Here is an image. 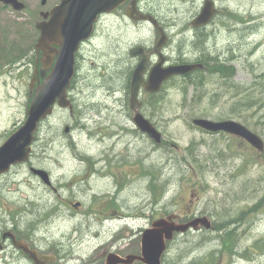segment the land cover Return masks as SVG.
Segmentation results:
<instances>
[{
  "label": "rangeland",
  "instance_id": "obj_1",
  "mask_svg": "<svg viewBox=\"0 0 264 264\" xmlns=\"http://www.w3.org/2000/svg\"><path fill=\"white\" fill-rule=\"evenodd\" d=\"M21 1L26 11L16 12L0 4V147L26 121L36 93L33 82L36 86L39 76L50 71L44 65L48 58L35 50V24L42 20L41 11L60 3L50 0L44 7L43 0ZM182 2L152 0L163 12L174 4L180 6L178 3L184 9ZM225 7L230 30L221 40L230 46V56L236 58L235 76L224 80L207 67L203 88H198L195 81L188 85L189 80L177 79L166 84L159 102L140 97L144 106L148 104L145 111L150 120L163 135L162 143L141 139L127 127V112L121 106L130 104L133 67L130 62L112 64L109 59L123 54L127 47H121V43L129 37L118 26L98 28L101 39L97 48H89L92 59L82 65L77 78L76 114L57 109L40 126L30 161L14 167L0 188V202H8L6 208L0 206V218L15 217L17 206L22 207L33 213L34 223L42 225L38 231L44 238L59 240L66 236L69 250L51 253L57 262L66 255L68 264L91 260L88 264L97 260L107 264L113 252L126 256L135 250L140 252L141 241L134 238L149 228L146 214L157 206L156 193L162 195L159 206L166 212L165 218L192 211L200 214L195 219L211 223L200 224V231L175 233L167 243L162 264H264V255L254 251L256 243L264 238V154L253 153L245 142L208 133L193 124L195 119L234 120L264 138V0H230L220 5V14ZM189 13L181 16L182 24ZM129 35L132 41L148 46L161 37L137 24L129 29ZM184 44L175 38L172 46L181 48ZM68 126L71 129L66 133ZM103 138L110 140L105 150L101 149ZM127 145L134 148L133 155ZM118 156L132 158L126 166L116 168ZM32 168L47 172L55 182L71 179L63 183L62 191L54 192L38 184ZM112 169L119 178L129 171L127 183L119 190L108 176H97ZM14 201H20V205ZM76 203L81 204V211L73 208ZM109 203L117 205L119 217L109 224L95 222L101 205ZM23 214L24 230L30 215L27 218ZM51 216L54 221L46 224ZM240 217L233 254L218 249V239L225 238L229 230L221 231L222 226ZM38 245L46 247L47 242L40 238Z\"/></svg>",
  "mask_w": 264,
  "mask_h": 264
},
{
  "label": "flooded vegetation",
  "instance_id": "obj_2",
  "mask_svg": "<svg viewBox=\"0 0 264 264\" xmlns=\"http://www.w3.org/2000/svg\"><path fill=\"white\" fill-rule=\"evenodd\" d=\"M49 1L50 0L47 1L46 5L42 4V6L46 7ZM229 1L230 0H221L219 3V0H183L182 3L184 9H182V4L178 3V5L180 6L174 4L170 8V10L163 12L162 9H160L158 6L153 5L152 0H126L111 13L100 15L94 23L90 37L80 43L79 51L76 53V73L69 90V98L72 101L73 110L69 108V110L67 109L63 111L76 114L74 94L77 90V78L81 75V67L88 60L92 59L88 56V53H90L89 48L91 46L97 48L98 41L101 39L102 36V34H100V29L104 30L109 26H118L121 31L125 30V36L129 37L128 40H125L121 43V47H127V49H123V54L120 56L114 55L109 60L112 61V64L121 63L126 65L128 62H130V68L133 67L131 70L132 77L140 63L145 60L146 70L143 73L145 83L148 82L149 75L153 67L158 65L160 62L163 63V68L184 64H199L202 65V67L200 68L201 70L202 68L208 66L214 73H216L215 75H218L220 78L229 81V78L223 77V73H225L226 71H234L235 76L234 67H236V65L234 62L236 61V58L230 56V46H225L224 42L221 40V37H224V32L230 30L226 27V23H228L229 17V11L226 10L227 7L224 8L223 14H220V5L227 4L229 3ZM208 2L212 3L215 7V13L213 14L211 21L206 25L195 26L194 22L196 18L201 14L204 6ZM58 4H56L55 6H57ZM55 6L49 7L45 11L40 12V15L42 16V20L40 22L44 20H50V15L46 18L45 14L51 12V10ZM236 9L239 13H241L240 6H236ZM185 11H190V13L187 22L182 24L180 22V19L181 16L185 13ZM38 23L35 24V31L37 34V39H35V42H37L35 50L37 52L40 51L38 50V45L41 38V31L38 28ZM135 24L140 25L142 27H146L147 29L154 31L156 34L159 33L161 37L158 42H154L155 44H152V46H148L146 43L143 42L132 41L131 35H129V29L133 28ZM222 24L223 31H220V27ZM98 28L100 29L98 30ZM174 32L176 33L175 35H173ZM162 38L164 39V43L160 46L159 43ZM175 38L179 39L182 44H185L181 46V48H173L172 44L174 43ZM54 47L57 48V46ZM135 53L137 54L135 55ZM233 55H236V53H233ZM55 61L56 55H54V64ZM47 75H40L39 80L43 81L47 77ZM184 77L185 76H176L166 81L165 83H163L161 90L156 93L149 92L146 89L145 84H142L139 91L138 104L133 106L130 100L129 105L121 106L124 111L127 112L126 123L128 124L127 127L132 132V134L138 133L141 139L151 140L148 135L137 129L134 123V118L137 113H141L145 118L150 120L149 116L145 111V108H148V104L144 106L143 102L140 100V97L142 95H145L150 100V98L153 96H160L164 91L167 83L177 79H184ZM129 84L131 96L132 78ZM124 92L126 93V89H124ZM152 123L156 126L155 122ZM225 135H227L229 138L245 142L247 146H249V148L254 151L253 153L260 155L264 154L255 149L252 145H250L246 140L241 137H237L231 134ZM102 141L103 142L101 149L103 148L105 150L106 142L110 140L108 138H103ZM126 148L130 152V155H133L131 153V149L134 148L129 147V145H127ZM117 150L118 148L116 146L115 154L117 153ZM103 155L105 156L106 153H103ZM131 158L132 157L130 156H118V162L115 167L118 168L119 166H126ZM142 159L143 157L139 159V164L142 163ZM124 172L125 176L123 178H119L118 175L113 171V169L106 175L97 173V176L105 177L104 179H106L108 176L112 180V183L115 184V187L119 190V188L122 187L123 184L127 183L126 177L129 171ZM9 174L0 176V188L1 186H4L5 178H7ZM33 178L44 189L51 190L54 192H59V190L62 191L64 189L63 183L68 182L71 179L70 177L68 181L55 182L50 177L52 184L45 185L42 179L39 178L36 174H33ZM58 182L60 185L59 189L57 187ZM77 186L84 187V184H79ZM161 196L162 195L158 196L156 193H154V205L156 204L157 206L153 209H150L146 214L147 220H145L149 223V228H151L153 224H155L159 220H162L166 216V212L159 206V199ZM4 202L5 201L3 200L0 202L1 208H6V206H8V202H6V204ZM14 203L16 206L20 205V201H14ZM191 203L193 204L194 201H191ZM80 205V203H76L73 205V208H75L76 211H81L82 209ZM17 207L18 215H16L15 217L9 216L0 218V264H68L69 261L65 260L66 255H61L60 259L62 261L59 262H57L58 259L56 257L51 255L53 251L57 255L60 251L65 252L69 250V243L65 242L66 236L62 237L59 240H56L52 236L44 238L45 236L39 233L38 231L39 227L42 225H38L31 220V216L33 213L26 212L27 210L23 209L22 207ZM23 213L27 215V218L30 215V222L26 223V228L24 230L22 229L24 215ZM119 214L120 213L117 205H113L112 203H109L107 205L102 204L101 209L95 214L94 220L99 224H109L113 219L118 218ZM174 215H176V219H174V221L177 220L178 223L185 224L197 218L200 214L193 213L191 211L190 213H186L185 215ZM191 217H193V219H190ZM50 218L51 220L48 221L46 224H49L50 222L54 221L52 219V216ZM238 225H240V223ZM145 230H142L137 233L134 239L142 241V234ZM200 230L201 228L198 231ZM40 238L47 242L46 247L38 245V241ZM118 244H120V241L118 242ZM112 254L118 255L120 258L125 259L128 256L140 257L142 256V251L140 250V252H138L137 250H135L128 253L127 256L125 255V253H122L120 251H117V253L113 252ZM164 255L162 256V260ZM91 261H89L88 263H90ZM98 263L100 264V261L97 260L91 264ZM132 264L145 263L139 260H135Z\"/></svg>",
  "mask_w": 264,
  "mask_h": 264
},
{
  "label": "water",
  "instance_id": "obj_3",
  "mask_svg": "<svg viewBox=\"0 0 264 264\" xmlns=\"http://www.w3.org/2000/svg\"><path fill=\"white\" fill-rule=\"evenodd\" d=\"M48 0H43L46 5ZM126 0H61L51 12L45 14L50 20L38 23L41 31V38L38 50L43 51V56L48 61L44 65L51 71L46 79L39 81L36 93L29 107L27 118L24 124L15 131L0 147V176L9 173L13 167L27 163L33 152V144L36 140V133L40 125L49 119L55 112L56 107L60 109H73L72 101L69 98V90L76 73V53L79 51L80 43L88 39L92 33L95 21L100 15L109 14ZM1 4L12 7L16 12H23L26 5L20 0H0ZM215 7L212 3H206L203 11L195 20V26L208 24ZM164 43L160 40L159 45ZM54 46H57L54 47ZM137 53H135L136 55ZM56 55L55 64L53 63ZM198 64L176 65L163 68V63L153 67L148 82H144L143 73L146 70L145 60L140 63L134 72L131 86V104H138L139 91L142 84H145L149 92L156 93L161 90L163 83L176 76H184L201 68ZM35 87L33 82L32 88ZM141 105V103H140ZM136 127L147 134L155 143H162L163 135L146 119L141 113H137L134 118ZM194 126L212 133H227L245 139L255 149L264 153V140L247 126L234 120L212 121L209 119H195ZM66 133L70 132V127H66ZM33 174L39 176L47 185L51 184L49 174L43 170L31 169ZM77 207V206H76ZM174 217L168 220H161L154 224L152 229H148L143 234L142 256H128L125 259L118 255L111 254L107 264H132L135 260L145 264H162L161 259L167 249V241L173 240L176 232L185 233L191 227L198 229L199 225L206 220H195L186 225H177L173 221ZM210 224L209 222H206Z\"/></svg>",
  "mask_w": 264,
  "mask_h": 264
},
{
  "label": "trees",
  "instance_id": "obj_4",
  "mask_svg": "<svg viewBox=\"0 0 264 264\" xmlns=\"http://www.w3.org/2000/svg\"><path fill=\"white\" fill-rule=\"evenodd\" d=\"M207 68V66H206ZM206 71V70H205ZM205 71H197L195 73L189 74L186 76L185 80H189L188 82H186L188 85H193L192 83H194L193 81H195V85L198 86V88L200 87H204V83L202 82V76L204 74ZM223 77L225 78H233L234 77V71H226L225 73H223ZM151 101H158L159 102V96H153L150 98ZM249 160V159H246ZM253 163H257L255 161H252ZM251 162V164H252ZM249 166V165H248ZM152 183V182H151ZM155 186H157L156 184H154ZM150 187L152 188V186L150 185ZM242 219V217H240L237 222L235 224L240 223V220ZM224 227V228H223ZM223 229H220L221 231L225 230V229H229L232 228L231 224L230 225H225L222 226ZM237 227L234 228V230L230 231L227 233L226 237H221L218 239L219 243V248L218 249H225L228 251L229 254H233L234 247L236 245V239L235 237L238 235V231H237ZM227 239V240H225ZM216 251V250H215ZM254 251H260L263 255H264V238L261 239L259 242L256 243L255 249Z\"/></svg>",
  "mask_w": 264,
  "mask_h": 264
},
{
  "label": "bare ground",
  "instance_id": "obj_5",
  "mask_svg": "<svg viewBox=\"0 0 264 264\" xmlns=\"http://www.w3.org/2000/svg\"><path fill=\"white\" fill-rule=\"evenodd\" d=\"M221 67V66H220Z\"/></svg>",
  "mask_w": 264,
  "mask_h": 264
}]
</instances>
